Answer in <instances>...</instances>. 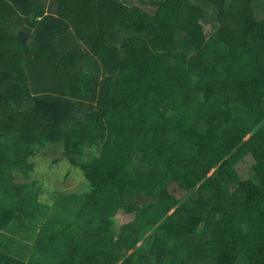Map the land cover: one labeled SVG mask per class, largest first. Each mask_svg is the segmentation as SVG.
<instances>
[{"label": "trees", "instance_id": "1", "mask_svg": "<svg viewBox=\"0 0 264 264\" xmlns=\"http://www.w3.org/2000/svg\"><path fill=\"white\" fill-rule=\"evenodd\" d=\"M142 257L264 264V0H0V264Z\"/></svg>", "mask_w": 264, "mask_h": 264}, {"label": "rangeland", "instance_id": "2", "mask_svg": "<svg viewBox=\"0 0 264 264\" xmlns=\"http://www.w3.org/2000/svg\"><path fill=\"white\" fill-rule=\"evenodd\" d=\"M206 32L210 33V27L206 28ZM62 148L41 150L33 161L35 169L32 171L31 177L38 178L43 184V198L47 199L51 194L59 192L84 191L88 188V181L82 174V171L77 167H73L69 161L62 156ZM55 158H58L55 161ZM254 160L251 157L246 158L239 163L236 168L243 180L249 179L252 174L251 166ZM22 178L21 176H19ZM179 196V192L176 193ZM142 212L134 214L117 215L116 220L118 225H125L133 221ZM133 236L138 235V230L135 227L130 229ZM148 257H142L138 262H134L127 258L123 264H146Z\"/></svg>", "mask_w": 264, "mask_h": 264}]
</instances>
